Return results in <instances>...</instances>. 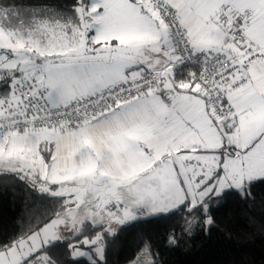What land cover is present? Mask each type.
<instances>
[{
	"label": "snow or ice",
	"instance_id": "obj_1",
	"mask_svg": "<svg viewBox=\"0 0 264 264\" xmlns=\"http://www.w3.org/2000/svg\"><path fill=\"white\" fill-rule=\"evenodd\" d=\"M260 186L264 0H0V264H169Z\"/></svg>",
	"mask_w": 264,
	"mask_h": 264
},
{
	"label": "trees",
	"instance_id": "obj_2",
	"mask_svg": "<svg viewBox=\"0 0 264 264\" xmlns=\"http://www.w3.org/2000/svg\"><path fill=\"white\" fill-rule=\"evenodd\" d=\"M17 5L49 4L65 7L73 0H9ZM258 197L264 195V186L257 189ZM21 214V206L14 205L12 198H0V232L4 235L12 234L16 221ZM255 215L259 220L264 219V209L259 205L245 208L235 201H229L216 212L220 231L211 242L203 239L188 241L181 250L166 255L169 264H233L243 257L248 264H264V232L259 226L246 225V216ZM125 250L113 259L117 264H123Z\"/></svg>",
	"mask_w": 264,
	"mask_h": 264
}]
</instances>
